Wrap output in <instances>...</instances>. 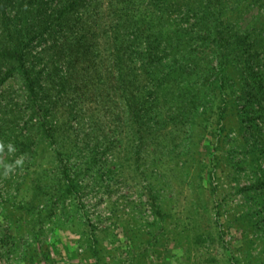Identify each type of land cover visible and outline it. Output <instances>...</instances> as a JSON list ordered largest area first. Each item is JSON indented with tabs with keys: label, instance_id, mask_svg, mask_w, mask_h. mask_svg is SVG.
<instances>
[{
	"label": "rangeland",
	"instance_id": "1",
	"mask_svg": "<svg viewBox=\"0 0 264 264\" xmlns=\"http://www.w3.org/2000/svg\"><path fill=\"white\" fill-rule=\"evenodd\" d=\"M74 80L51 116L72 192L45 138L34 160L0 151V264H264V103L139 133L96 69Z\"/></svg>",
	"mask_w": 264,
	"mask_h": 264
},
{
	"label": "trees",
	"instance_id": "2",
	"mask_svg": "<svg viewBox=\"0 0 264 264\" xmlns=\"http://www.w3.org/2000/svg\"><path fill=\"white\" fill-rule=\"evenodd\" d=\"M261 1L0 0V151L34 160L45 138L72 192L74 162L58 145L51 116L74 78L91 69L139 133L156 130L162 117L212 113L221 122L236 95L245 108L260 106ZM78 148L68 146L75 154Z\"/></svg>",
	"mask_w": 264,
	"mask_h": 264
},
{
	"label": "clouds",
	"instance_id": "3",
	"mask_svg": "<svg viewBox=\"0 0 264 264\" xmlns=\"http://www.w3.org/2000/svg\"><path fill=\"white\" fill-rule=\"evenodd\" d=\"M8 149H9V152L10 153L15 151V148L11 144L8 145ZM21 163H22V160L15 161V164L16 165H20ZM10 170H11V168H9V167L6 166V170H5L6 173H7V171H10Z\"/></svg>",
	"mask_w": 264,
	"mask_h": 264
}]
</instances>
